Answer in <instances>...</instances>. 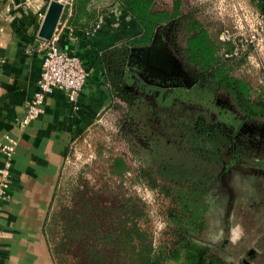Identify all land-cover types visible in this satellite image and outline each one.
Masks as SVG:
<instances>
[{
    "label": "trees",
    "instance_id": "trees-1",
    "mask_svg": "<svg viewBox=\"0 0 264 264\" xmlns=\"http://www.w3.org/2000/svg\"><path fill=\"white\" fill-rule=\"evenodd\" d=\"M91 1L72 0L70 9L64 11L60 22H65L69 27H80L85 7ZM110 1L118 3L140 30L132 38L106 51L102 58L108 73L110 107L116 100L132 107L136 99L128 89L121 64L130 48L149 44L144 23L150 0ZM250 3L264 17V0H250ZM93 15H87V19L91 20ZM202 29L203 26L184 17L171 22L170 35L187 33L188 42L198 37ZM88 32H92V29H88ZM170 39L175 41L174 37ZM222 44L227 55L234 48L230 42ZM174 48L177 53L184 52V56L180 55L183 68L201 82L206 91L227 94L244 122L250 125L258 122L264 127V95L253 94L248 83L232 76V67L227 68L219 59L199 52L197 58L192 59L187 49ZM226 58L231 62L233 55ZM200 106L182 99L178 111H169L170 115L165 112V117L159 114L163 120L157 116L155 118L160 120L157 124L159 134H178L186 141L188 154L195 166L189 168L164 162L142 170L136 176L138 181L145 182L147 187L170 202V207L163 213L166 224L158 243H155L146 225L150 211L140 198L113 190L108 183L97 186L79 180L67 188V199L62 197L58 210L53 214L48 212L43 226L55 264H233L217 254L209 244L202 242L201 236L207 229L209 195L216 178L207 166L219 165L221 158L229 151L231 156L237 158L238 142L232 139L230 128L207 118L201 111L197 112ZM152 112L158 110L153 107ZM118 129L125 140L138 136L139 144L149 149L150 141L142 137L140 126L133 117H123ZM168 129H173L175 133H169ZM164 140L168 142L167 137ZM127 171V164L119 156L112 159L108 167V174L111 178H117L118 183ZM56 187L51 207L58 197Z\"/></svg>",
    "mask_w": 264,
    "mask_h": 264
},
{
    "label": "rangeland",
    "instance_id": "rangeland-1",
    "mask_svg": "<svg viewBox=\"0 0 264 264\" xmlns=\"http://www.w3.org/2000/svg\"><path fill=\"white\" fill-rule=\"evenodd\" d=\"M184 17L203 26L199 36L188 42L187 33L170 35L171 22ZM134 27V33H140L139 28ZM144 27L152 44L130 48L123 58L121 72L127 82L129 74L136 72L156 88L179 84L175 78L181 73H188L181 67L184 52L177 53L174 48L179 46L187 49L192 59L197 58V52L219 59L227 68L232 67V76L248 83L253 94L264 95V17L250 0H150ZM162 27L167 30L164 31ZM225 31L229 40L221 38ZM170 37H174L175 41ZM223 42H230L234 46L228 55L223 50ZM230 54L233 58L228 62L226 57L229 58ZM160 72L168 76L162 77ZM104 80L109 87L106 68ZM222 96L219 102L223 103L225 98ZM135 102L129 107L116 100L95 123L74 136L57 181L58 197L52 207L50 205L49 213L58 210L62 197L67 199V188L75 182L81 180L97 186L108 183L113 190L137 196L147 205L150 219L146 225L155 243H158L166 224L163 213L170 207V202L157 191H152L145 182L138 181L136 176L140 171L164 162L189 168L195 163L188 154L186 141L178 134H159L157 124L150 119L149 106L144 104L145 101ZM230 107L234 109L233 105ZM222 113L227 115L224 111ZM125 116L133 117L139 124L142 137L150 141L149 149L139 144L138 136L127 141L120 135L118 125ZM251 126L260 133L252 135L257 145L251 148L250 153L245 152L246 163L234 168L229 151L221 158L219 165L207 166L216 178L209 195L207 229L201 241L233 264H264V129L258 122ZM166 137L168 142L164 140ZM117 156L123 158L128 166L120 183L108 174V167ZM249 250L255 253V257L246 258ZM242 260L246 263H242Z\"/></svg>",
    "mask_w": 264,
    "mask_h": 264
},
{
    "label": "crops",
    "instance_id": "crops-1",
    "mask_svg": "<svg viewBox=\"0 0 264 264\" xmlns=\"http://www.w3.org/2000/svg\"><path fill=\"white\" fill-rule=\"evenodd\" d=\"M106 2H89L80 27H69L60 20L56 27L59 49L79 57L89 74L83 89L73 101L59 91L47 95L39 118L22 126L26 104L37 90L41 73L38 32L48 3L0 0V144L5 135L17 141L11 199L0 201V264H54L43 226L66 152L74 136L110 107L104 53L135 35L128 13L118 3ZM7 4L8 13L4 10ZM89 14L94 18L87 19Z\"/></svg>",
    "mask_w": 264,
    "mask_h": 264
},
{
    "label": "flooded vegetation",
    "instance_id": "flooded-vegetation-1",
    "mask_svg": "<svg viewBox=\"0 0 264 264\" xmlns=\"http://www.w3.org/2000/svg\"><path fill=\"white\" fill-rule=\"evenodd\" d=\"M162 29H164V31L167 30L166 27H162ZM159 31L160 29L158 30V34L159 36H161ZM150 43L151 42H149L147 46H150ZM181 67L183 68L182 63ZM184 74L186 75L184 76ZM184 74L181 73L177 76V78H175L177 79L179 84L166 86V88H156L152 85L151 82L143 79L140 74L137 75L136 72L135 74L131 73L129 74L130 77H128L127 82L129 84L128 89L131 92L132 97L136 99L133 100L134 102H146H144V104H147L149 106V116L155 125L160 122V120H156L155 118L158 117L163 120V118H161L159 114L162 113L165 117V115H167H164L165 112H168V114L170 115L169 111H178V107L180 106L182 99L193 101L197 106L198 104L199 106L202 105V107L200 106V109H196V111H201L207 118L212 119L216 122L218 121V123L220 122V124H222L226 128H230V135H232V139L234 138L233 140H235V142H238V157L235 158L231 156L233 167L235 168V166L238 164L246 163L244 162L245 152L250 153V150H252L251 148H255V145H257V140L253 136H255L257 133L259 134L260 132H257L255 130L257 128L243 121L242 116L238 112L235 104L231 101L230 97L227 94L208 92L205 90V87L202 85V83L199 82L195 77H192L188 73ZM221 95H223L222 97L225 98V101H223L224 104L222 102H219L221 100ZM232 105L234 109H231L230 106ZM153 107H155L158 112H152ZM192 110L195 109L192 108ZM223 111L227 115L224 116V114L222 113ZM261 128L264 129V127ZM168 130L173 131V129ZM221 177L222 176L220 174L219 178ZM253 256L255 257V253L252 250H249L247 252L246 258L250 259V257L253 258ZM242 263L246 262L242 260Z\"/></svg>",
    "mask_w": 264,
    "mask_h": 264
},
{
    "label": "built area",
    "instance_id": "built-area-1",
    "mask_svg": "<svg viewBox=\"0 0 264 264\" xmlns=\"http://www.w3.org/2000/svg\"><path fill=\"white\" fill-rule=\"evenodd\" d=\"M32 1L36 0H25L26 4ZM52 1L61 5V16L65 10L70 9L72 4V0H47L48 5ZM4 10L8 13L10 6L8 4L5 5ZM222 34V40H229L228 35L226 36L227 31ZM39 39V50L43 53L41 73L37 80V90L26 104L23 118L20 121L22 126H27L39 118L43 111L42 108L46 96L55 91L64 93L69 101H73V98L85 86L89 76L79 57L68 55L59 50L57 28L50 40ZM250 42L252 43L253 41L250 40ZM234 54L236 55V52ZM16 146L17 141L9 135H5L4 142L0 144V155L2 158V165L0 166V201H9L11 199L12 156Z\"/></svg>",
    "mask_w": 264,
    "mask_h": 264
},
{
    "label": "water",
    "instance_id": "water-1",
    "mask_svg": "<svg viewBox=\"0 0 264 264\" xmlns=\"http://www.w3.org/2000/svg\"><path fill=\"white\" fill-rule=\"evenodd\" d=\"M62 7L55 1L49 3L45 16L43 18L41 27L38 32V37L43 40H50L57 24L61 18ZM162 77L168 76L165 72H160Z\"/></svg>",
    "mask_w": 264,
    "mask_h": 264
}]
</instances>
